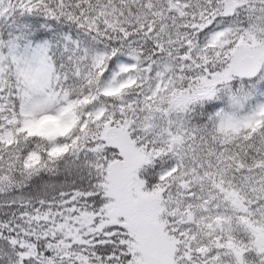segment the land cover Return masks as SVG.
Listing matches in <instances>:
<instances>
[{
    "label": "snow or ice",
    "instance_id": "obj_1",
    "mask_svg": "<svg viewBox=\"0 0 264 264\" xmlns=\"http://www.w3.org/2000/svg\"><path fill=\"white\" fill-rule=\"evenodd\" d=\"M0 264H264V0H0Z\"/></svg>",
    "mask_w": 264,
    "mask_h": 264
}]
</instances>
